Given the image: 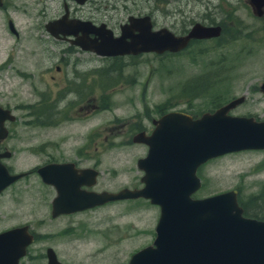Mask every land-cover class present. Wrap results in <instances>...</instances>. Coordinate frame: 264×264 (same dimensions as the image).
Instances as JSON below:
<instances>
[{
  "label": "rangeland",
  "instance_id": "1",
  "mask_svg": "<svg viewBox=\"0 0 264 264\" xmlns=\"http://www.w3.org/2000/svg\"><path fill=\"white\" fill-rule=\"evenodd\" d=\"M60 2L47 0L53 15L60 10ZM242 3L243 0L86 1L85 18L95 15L116 27L128 14L147 13L153 16L155 26H167L177 33L196 21L215 20L222 21L224 32L218 39L194 40L180 52H143L134 58L125 57L126 63L117 73L112 71L109 78L100 73L98 106L91 111L85 109L76 120L29 125L23 121L27 117L25 110L20 108L15 112L20 115L19 134L43 149H37L33 155L24 153L18 168L38 166L47 154L58 159L79 157L89 166L96 163L99 171L96 191L141 187L143 172L136 166V160L146 155L148 145L133 142L131 135L140 125L149 131L154 128L152 119L159 117L157 105L167 103L170 110L199 116L220 102L224 104L245 94L246 99L232 108L231 113L264 119V12L256 15ZM30 25L27 31L31 34H25L26 40L15 51L21 60L38 54L43 45L46 49L55 47L47 42L36 43L35 36H48L42 30H34L35 22L30 21ZM99 63L102 70L104 59L99 57ZM23 90L20 101L36 98L28 87ZM105 101L107 105H102ZM198 174L202 186L194 197L237 189L241 201L247 205L251 196L264 191V149H245L214 157L202 164ZM22 184L25 185L22 189L31 186L28 191H21L18 204H12L15 213L17 209V219L3 223V226L28 223L36 234V241L19 264H47V247H52L64 264H128L134 252L154 242L160 207L149 200L109 202L89 211L52 218L50 197L54 194L49 193V188L38 176ZM263 202L251 209L260 217H264Z\"/></svg>",
  "mask_w": 264,
  "mask_h": 264
},
{
  "label": "water",
  "instance_id": "2",
  "mask_svg": "<svg viewBox=\"0 0 264 264\" xmlns=\"http://www.w3.org/2000/svg\"><path fill=\"white\" fill-rule=\"evenodd\" d=\"M252 2L262 15L264 0ZM46 27L53 35H73L72 42L99 55L177 52L192 39L222 33L220 24L196 21L187 33L179 34L167 26L155 27L151 14L129 15L118 35L105 23L65 14ZM245 99V94L236 96L199 116L169 110L154 118L151 133L135 132L131 140L148 145L146 155L136 160L143 172L141 187L90 190L97 183V169H77L71 162L42 164L38 175L55 188L51 216L142 198L160 207L156 237L153 244L134 252L128 264H264V219L245 214L237 189L194 197L202 186V164L229 152L264 149V119L231 113ZM22 176L9 175L0 162V190ZM33 241L27 225L0 233V264H18ZM45 254L47 264H64L52 247Z\"/></svg>",
  "mask_w": 264,
  "mask_h": 264
},
{
  "label": "flooded vegetation",
  "instance_id": "3",
  "mask_svg": "<svg viewBox=\"0 0 264 264\" xmlns=\"http://www.w3.org/2000/svg\"><path fill=\"white\" fill-rule=\"evenodd\" d=\"M86 1L88 0H61L60 10L53 15L51 6L48 8L47 0H0V162L6 168L9 175L23 173L22 177L0 190V233L27 225L28 231L34 236L33 242L36 241V234L30 229L28 223H11L8 226H3V223L7 220L14 221L17 219V216H15L17 209L15 213L12 204H18L21 191H28V187L31 186L28 184L25 189H22L25 186L22 183L29 181L30 178H35V176L40 178L37 173L39 166L49 162H71L77 169H96L95 162L89 166V164H84L79 157L58 159V157L48 154L45 160L38 164V166L19 169V160L24 153L27 152L33 155L37 149L42 150L43 148L42 146L36 147V144L29 142V137L19 134L20 115H17L15 112L23 108L27 116L23 121L29 125H34L35 123L52 125L55 122L57 124L60 119L67 118L76 120L85 109L91 111L98 106L96 95L99 94L100 89V73L102 72L103 76L109 78L112 71L117 73L123 68L126 63L123 60L125 57L134 58L136 55L141 54L99 55L91 50H85L80 45L72 42L71 38H74L73 35H62L60 32L58 35H53L47 29L46 24L49 21L65 14L66 18L69 19H89L96 25L105 23L113 30L115 35H118L121 25L127 22L129 15H133L128 14L124 21L117 23V27L115 24L110 23L109 20H99L95 15L85 18L83 9ZM242 4L258 15L259 10L255 2L243 0ZM30 21L35 22L36 27L34 26V30H42L48 36V38L35 36V42H43L44 44L47 42L50 46L53 44L55 47L46 49V45H43L42 48L47 50L45 53L42 48H39L38 54H31V57L28 56L27 60H21L20 56L15 54V51L17 46L19 45L20 47L26 40L25 34L30 33L27 31L32 26L30 25ZM206 24H220L222 26L221 35L223 34L224 24L222 21L215 20ZM190 28L179 34L187 33ZM81 34L82 32L79 31L78 35ZM89 35L93 37L95 34L90 33ZM221 35L211 38L218 39ZM201 39L210 38L192 39L191 43L194 40ZM63 42L69 43V46L63 45ZM57 51L58 54H56ZM73 51L89 52L90 54L89 56L69 54V52ZM99 57L103 58L105 63L102 70L99 65ZM90 62L92 64H89ZM27 87L37 96L35 99L28 100L27 102L20 101V93L24 91L23 88L26 89ZM107 103L108 101H105L102 105H107ZM4 113L6 117H3ZM153 120L154 118L152 122ZM142 130L151 133L153 129L149 131L143 125H140L135 132ZM43 184L49 188V193H53L55 196L54 186ZM87 189L96 190L94 186ZM52 196L50 197L52 198L51 203L54 198ZM5 199H8V201L6 200V205L3 204L6 202L4 201ZM96 207L78 212L89 211ZM63 215L69 214H61L59 216Z\"/></svg>",
  "mask_w": 264,
  "mask_h": 264
},
{
  "label": "trees",
  "instance_id": "4",
  "mask_svg": "<svg viewBox=\"0 0 264 264\" xmlns=\"http://www.w3.org/2000/svg\"><path fill=\"white\" fill-rule=\"evenodd\" d=\"M167 53H171V52H167ZM220 105H222L221 102L218 105H216V107H214L212 110L216 109ZM157 110L159 111V115H161V114L169 111L170 109H169V107H168V105L166 103L164 106L157 105ZM261 200L264 201V191L260 195L251 196L250 199L248 200V204L247 205L244 204L241 201V198H240V195H239V201H240L241 205L244 207L245 214L247 216L264 219V217H260L259 215H257V213H254V212L251 211V209L253 208V205L260 206Z\"/></svg>",
  "mask_w": 264,
  "mask_h": 264
}]
</instances>
